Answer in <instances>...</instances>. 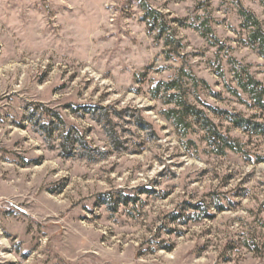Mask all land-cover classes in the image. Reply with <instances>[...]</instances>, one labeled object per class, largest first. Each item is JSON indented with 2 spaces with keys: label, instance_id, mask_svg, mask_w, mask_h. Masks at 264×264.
<instances>
[{
  "label": "rangeland",
  "instance_id": "1",
  "mask_svg": "<svg viewBox=\"0 0 264 264\" xmlns=\"http://www.w3.org/2000/svg\"><path fill=\"white\" fill-rule=\"evenodd\" d=\"M239 8L264 31V0H0V264H264V137L212 112L264 122ZM178 77L242 153L164 117Z\"/></svg>",
  "mask_w": 264,
  "mask_h": 264
},
{
  "label": "trees",
  "instance_id": "2",
  "mask_svg": "<svg viewBox=\"0 0 264 264\" xmlns=\"http://www.w3.org/2000/svg\"><path fill=\"white\" fill-rule=\"evenodd\" d=\"M145 18L152 27H158L161 34L166 31L161 16L144 7ZM239 16L242 20V29L247 31L248 45L256 48L261 58L264 60V31L257 18L250 12L239 8ZM207 33L212 34L208 29ZM169 43L167 46L174 44L175 41L172 36H167ZM216 40L214 37H212ZM217 42V41H216ZM233 64V63H232ZM182 75L191 79L192 86L197 87L198 84L204 82L198 81L195 77L189 76L183 71ZM233 78L236 81L238 89L246 95L252 103V106L264 115V86L257 81L246 68L240 70L233 69ZM181 78L173 79L169 82H162L157 85L152 92L153 98H159L161 94L165 105H172L173 107L163 113L164 117L171 121L175 129L183 136H185L189 129L197 126L205 136L207 145L213 149L216 155L222 156L226 151H231L236 154L242 153V147L236 141L220 133L215 124L207 117L204 111L198 109L195 105L186 101L185 91L182 87ZM239 96L237 91L232 92ZM217 116L225 119L234 128L254 136L264 137V122H257L253 118H244L240 115H232L227 112L212 111ZM68 141L67 137L64 139ZM81 143V141H78Z\"/></svg>",
  "mask_w": 264,
  "mask_h": 264
}]
</instances>
